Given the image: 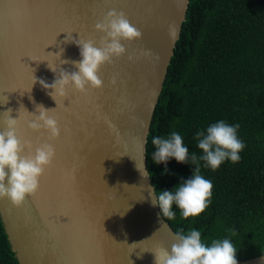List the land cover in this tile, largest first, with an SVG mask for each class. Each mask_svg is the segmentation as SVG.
Masks as SVG:
<instances>
[{
  "label": "water",
  "instance_id": "95a60500",
  "mask_svg": "<svg viewBox=\"0 0 264 264\" xmlns=\"http://www.w3.org/2000/svg\"><path fill=\"white\" fill-rule=\"evenodd\" d=\"M188 1L0 0V131L7 130L8 109L18 119L21 105L35 115L37 105L52 109L61 129L56 139L33 131L31 114L20 109L18 138L31 142L32 154L52 144L55 158L21 206L0 199V220L18 264H154L152 251L177 243L151 203L145 142ZM113 9L123 11L142 38L121 41L126 53L98 72L102 88L81 93L69 87L55 101L39 81L51 84L62 70L78 71L61 60L82 59L80 39L99 47L105 33L95 24ZM28 154L25 148L21 155ZM237 261L264 264V253Z\"/></svg>",
  "mask_w": 264,
  "mask_h": 264
},
{
  "label": "trees",
  "instance_id": "16d2710c",
  "mask_svg": "<svg viewBox=\"0 0 264 264\" xmlns=\"http://www.w3.org/2000/svg\"><path fill=\"white\" fill-rule=\"evenodd\" d=\"M180 37L167 66L145 142L152 187L172 191L195 170L191 155L198 131L223 120L239 125L245 148L240 161L226 160L213 171L199 161L200 174L213 183L208 208L185 219L174 203L177 234L195 229L206 245L229 239L237 260L264 253V0H189ZM179 133L188 163L174 158L155 163L152 139ZM167 169V171H165ZM159 207V206H158ZM160 210V209H159ZM163 217V216H162ZM235 233V235H233ZM0 264H18L0 220Z\"/></svg>",
  "mask_w": 264,
  "mask_h": 264
},
{
  "label": "clouds",
  "instance_id": "9594fccd",
  "mask_svg": "<svg viewBox=\"0 0 264 264\" xmlns=\"http://www.w3.org/2000/svg\"><path fill=\"white\" fill-rule=\"evenodd\" d=\"M95 30L105 33L101 37L99 47L95 46L94 40L80 39L75 43L80 49L82 59L79 61L61 60L62 64L72 63L78 71L69 73L62 70L51 84L43 79L39 81L44 89L52 90L49 95L55 101V94L65 96L69 87L81 93H86L89 88H102L103 81L98 76L101 66L105 63L111 64L113 57L120 58L126 53V48L121 43L122 40L131 43L142 38V32L130 23L126 14L123 11L117 12L115 9L109 11L102 22L95 24ZM170 34L175 36V31H171ZM62 52L63 49H61ZM132 58L129 56V60ZM50 68L56 72L54 68ZM111 83L115 85V78ZM21 108L29 113L23 105ZM36 108L39 115L29 113L32 119L28 122V126L33 131L41 129L47 131L52 139L59 138L61 132L59 123L49 115L52 109H46L43 105H37ZM20 109L18 119H12L10 116L12 109H8L6 112L8 116L4 121L7 130L0 131V199L7 198L16 207L21 206L26 197L38 191L40 177L55 158V148L52 144H41L32 154L31 142L22 143L18 138L17 125L20 119ZM238 128V124L229 125L220 120L209 126L206 134L204 131L196 133L199 140L197 146L202 150L203 155L197 157L196 153H192L191 164L195 165L192 177L177 185L172 191H157L154 187L149 193L151 203L153 206H159L163 218L169 220L174 218L175 213L172 211L174 203L179 207L185 219L197 217L208 208L213 195V183L200 174L199 161H204L205 166L213 171L226 160L234 164L239 162L240 153L244 150L245 144L238 138ZM151 142L156 149L152 154L155 163L166 164L171 158L178 163H188L189 149L184 145L179 133L172 132L169 138L157 136ZM25 148L29 150V154L21 155ZM102 163L103 161L101 167ZM141 174L147 176V170ZM103 175L104 169L102 177ZM104 183L107 186L106 181ZM125 186L130 187L127 184L123 185ZM176 240L177 243L172 244L170 251L165 247H158L152 251L154 264H238L236 259L238 250L229 239L214 240L209 246L202 241L201 232L192 229L187 234L178 232Z\"/></svg>",
  "mask_w": 264,
  "mask_h": 264
}]
</instances>
